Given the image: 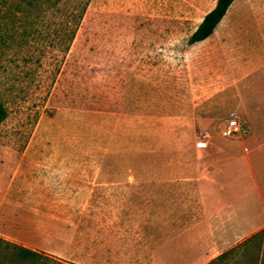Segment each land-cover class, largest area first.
<instances>
[{
	"label": "crops",
	"instance_id": "obj_1",
	"mask_svg": "<svg viewBox=\"0 0 264 264\" xmlns=\"http://www.w3.org/2000/svg\"><path fill=\"white\" fill-rule=\"evenodd\" d=\"M215 1L199 0L212 3L207 12ZM201 44L202 94L179 91L176 100L159 102L165 114L151 125L126 124L121 147L139 155L130 160L127 153L124 168L99 169L92 186L78 189L92 195L90 244L40 211L47 200L24 194L23 172L45 181L55 174L64 185L79 176L65 168L68 154L54 168L51 139L34 140L33 151L43 154L23 164L26 170L18 165L9 181L0 162V238L70 264H208L264 230V0H233L212 33L189 46ZM214 103L222 107L218 131ZM229 110L246 129L240 138L219 134ZM133 129L147 135L142 144Z\"/></svg>",
	"mask_w": 264,
	"mask_h": 264
},
{
	"label": "rangeland",
	"instance_id": "obj_2",
	"mask_svg": "<svg viewBox=\"0 0 264 264\" xmlns=\"http://www.w3.org/2000/svg\"><path fill=\"white\" fill-rule=\"evenodd\" d=\"M15 1L3 5L0 0V103L6 112L0 123V162L5 179L17 174L18 165L26 170L23 164L29 166L34 155L43 154L33 151L34 140L51 139L54 168L68 154L65 168L78 169L79 176L64 185L55 174L45 181L23 172L24 194L36 193L41 201L47 200L40 211L59 217L70 238L79 235L90 244L92 195L77 194L78 189L92 186L99 169L124 168L127 153L130 160L139 155L121 147L126 124L141 125L138 120L150 119L151 125L152 118L165 114L158 108L160 101L176 100L179 91L186 98L203 91L204 44L190 47L186 41L212 3L88 0L66 46L60 42L61 16L49 12L19 22L21 15L10 8ZM214 102H222L226 109V99ZM220 111L222 107L214 103L212 124L217 131ZM146 136L133 129V141L139 145ZM5 242L10 243L0 238V264H11L13 251ZM263 253L260 235L212 264H253ZM50 258L55 261L42 258L27 264H70Z\"/></svg>",
	"mask_w": 264,
	"mask_h": 264
},
{
	"label": "trees",
	"instance_id": "obj_3",
	"mask_svg": "<svg viewBox=\"0 0 264 264\" xmlns=\"http://www.w3.org/2000/svg\"><path fill=\"white\" fill-rule=\"evenodd\" d=\"M1 1L3 5L7 4V0ZM232 1L233 0H216L214 7L202 17L200 23L190 34L186 43L190 45L195 42L202 41L208 37ZM13 3L14 4L12 5L10 4V8L12 11H16L19 15H21V17H19V22L24 21L30 16L40 17L41 15L49 12L52 15L61 16L62 21L58 24L59 32L62 36L60 42L68 46L74 37L75 31L79 25V21L82 18V15L88 4V0H18ZM7 11L10 12V10ZM23 30H25V28ZM57 33L58 31L56 30L53 34L56 36ZM5 116V109L0 103V123L5 119ZM260 235H264V230L252 235L240 244H243L244 242ZM4 244L5 246L10 247L13 251L12 258L10 259L11 264H27L29 262L33 263L39 259L41 260L42 258H45V260H54L50 257L42 255L41 253L34 252L14 244L6 242ZM235 248L236 246L221 253L208 264L222 261L226 256L231 254ZM262 256L263 257L261 259L254 261L253 264H264V253ZM41 264H44V262H41Z\"/></svg>",
	"mask_w": 264,
	"mask_h": 264
},
{
	"label": "built area",
	"instance_id": "obj_4",
	"mask_svg": "<svg viewBox=\"0 0 264 264\" xmlns=\"http://www.w3.org/2000/svg\"><path fill=\"white\" fill-rule=\"evenodd\" d=\"M246 133V129L237 120L236 114L230 111L224 120V125L219 130V134L223 138L237 139ZM204 136V135H203Z\"/></svg>",
	"mask_w": 264,
	"mask_h": 264
}]
</instances>
